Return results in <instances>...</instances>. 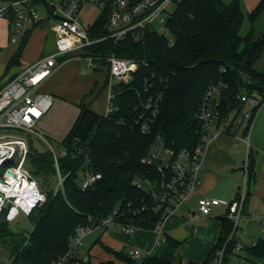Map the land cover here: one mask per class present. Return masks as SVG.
Masks as SVG:
<instances>
[{
	"label": "trees",
	"instance_id": "trees-1",
	"mask_svg": "<svg viewBox=\"0 0 264 264\" xmlns=\"http://www.w3.org/2000/svg\"><path fill=\"white\" fill-rule=\"evenodd\" d=\"M251 17L255 19V14ZM7 19L13 26L14 16ZM105 22L104 17L100 25ZM42 23L30 29L20 41L0 80L18 64L30 34ZM243 23L239 0L230 3L184 0L168 23L174 46H169L165 36L154 33L139 43L129 40L117 46L109 45L111 53L140 62L142 66L129 83L114 87V101L119 110L112 116H100L80 105L75 123L60 143L63 152L58 156V165L64 178V193L54 189L58 171L53 153L50 150L40 153L30 142L28 168L33 178L40 179L41 184L37 182L42 189L50 176L56 181L53 190L46 192V202L28 217L33 226L28 236H19L4 216L0 219V234L7 235L16 246L11 264H71L68 260L71 237L80 227L100 222L116 209L123 219L133 221L139 229L155 230L163 224L165 215L156 214L151 208L142 210L150 207V194L135 185V181L146 176L158 178L152 168L143 164L152 144L161 139L175 149L194 147L201 130L200 105L211 85L224 87L220 97L224 116L234 109L243 111L245 104L240 100L243 95L250 97L258 93L264 100V72L255 68L264 55V40L256 39L252 32L241 36ZM158 95L160 112L151 123L144 104ZM144 121L150 124L148 134L141 130ZM85 170L100 174L101 179L82 190L80 172ZM249 176L251 180V169ZM231 228L232 223L223 219L219 240L202 264L210 263ZM165 240L155 254L140 264H199L184 262L179 253L180 243L170 237ZM252 254L264 259V240H260ZM117 257L126 264H137L125 255L117 254Z\"/></svg>",
	"mask_w": 264,
	"mask_h": 264
},
{
	"label": "built area",
	"instance_id": "built-area-1",
	"mask_svg": "<svg viewBox=\"0 0 264 264\" xmlns=\"http://www.w3.org/2000/svg\"><path fill=\"white\" fill-rule=\"evenodd\" d=\"M184 0H8L0 3V19L14 16L10 41L19 44L26 33L44 20L51 22L54 33V53L45 55L32 66L20 73L8 85L0 90V219L11 225L20 218L28 217L34 209L47 200L46 193L33 178L28 168L30 140L23 133L37 134V124L53 107V97L39 92L40 87L53 75L63 63L71 60L82 63L88 70L107 71V106L104 117L112 116L119 107L115 104L114 87L120 83H129L134 73L142 66L135 60L122 58L111 53L110 44L133 41L139 43L147 35L159 34L168 38L169 46H174L168 23ZM44 4L48 13L46 19L40 16L38 7ZM87 5L100 9V15L94 22L85 27L81 22V12ZM106 22L101 26L102 19ZM157 26L159 28H157ZM223 86L211 85L206 90L198 113L201 124L199 141L194 147L175 149L169 147L161 139L156 140L143 164L150 167L158 175L143 177L135 181L138 189L148 191L151 205L142 210L152 209L156 214L166 217L186 203L201 184L199 172L203 162L204 148L213 139L222 134L231 133L234 129L250 131L255 110L240 111L234 109L224 116L220 97ZM254 98H257L255 100ZM244 104L255 101L256 110L264 105L258 93L240 97ZM160 95L151 97L144 104L150 114L152 123L160 112ZM143 133H150V124L144 121ZM40 137V136H39ZM249 132L245 135L249 148ZM42 138V137H41ZM55 158L58 171V183L55 192L64 193V178L59 173L58 155L50 148ZM249 157L242 166L243 186L232 201L201 198L198 211L209 216L215 207H227V219L232 228L222 245L216 251L209 264H264V259L252 254L260 240L244 244L237 238L240 223L247 218L250 221L261 220L260 232L264 236V215L251 213L246 215L244 207L249 185ZM99 179L100 174L87 170L80 172V187L87 190ZM161 226L155 231L161 234ZM118 228L126 234L139 229L133 221L122 218L116 209L100 222H92L80 227L71 237L68 260L71 264H92L88 255L80 257L79 251L85 237L94 228ZM33 226L31 225V230ZM28 236V234H27ZM166 243L165 238L158 240L157 245ZM128 256L136 259L139 250H131ZM59 264H64L59 262Z\"/></svg>",
	"mask_w": 264,
	"mask_h": 264
},
{
	"label": "crops",
	"instance_id": "crops-1",
	"mask_svg": "<svg viewBox=\"0 0 264 264\" xmlns=\"http://www.w3.org/2000/svg\"><path fill=\"white\" fill-rule=\"evenodd\" d=\"M46 26L42 23V25L32 31L18 64L13 66L8 74L0 80V90L46 55L50 42L48 39L49 32H52L51 25L49 27ZM11 33L12 25L10 21L1 18L0 78L4 75L7 66L19 48V44L11 43ZM29 44L34 49L32 53L28 52ZM79 72H81V67L78 61L65 62L40 87L39 92L49 94L59 102L78 103L83 97L92 92L98 83V78L95 74L81 80L80 83L77 82L75 76L77 78ZM98 72H104L101 79L103 87H105L108 73L107 71ZM71 81H74L76 84L73 88L71 87ZM74 88H76L75 92L73 91ZM256 108L257 104L255 101H249L243 107V111L255 110L250 131L234 129L231 133L222 134L213 139L205 146L203 162L199 172L201 184L186 203L166 217L161 226V236L158 240L170 237L179 242V253L186 263L195 262L202 264L209 258L219 240L222 220L227 219L228 210L226 206L215 207L212 211L213 213L216 209H222L224 211L223 217H211L212 213L209 216H203L198 211V201L201 198L218 199L221 201L236 199L239 190L243 186L242 166L247 157H249V167L252 170L253 178L250 180L251 182L249 181L244 212L246 215H250L251 213L264 215V105L258 110ZM248 132L250 136L249 148L245 140V135ZM242 221L247 222L246 226L248 228L256 226L257 231H260V219L250 221L245 218ZM12 227L15 228L14 225ZM96 229H101V232L95 231V234L89 238V243L91 244L89 248L85 245L86 236L81 247L84 251L81 252L80 249L78 255L80 257L88 255L92 264L105 262L115 264L116 261L124 262L117 257V254L129 257V252H126L127 246L125 245L128 240L115 230H108L109 228L103 229L101 227L94 228V230ZM252 240H264V237H259L257 240L253 238ZM190 242H198L199 245V247L196 245V251L193 254H187V247L184 250V246ZM138 243L143 244L141 241ZM158 248L159 246L156 247V251Z\"/></svg>",
	"mask_w": 264,
	"mask_h": 264
},
{
	"label": "rangeland",
	"instance_id": "rangeland-1",
	"mask_svg": "<svg viewBox=\"0 0 264 264\" xmlns=\"http://www.w3.org/2000/svg\"><path fill=\"white\" fill-rule=\"evenodd\" d=\"M226 3L233 2L234 0H223ZM241 3V9L244 15V23L241 29V36H246L249 33H253L254 37L258 40H264V0H239ZM38 11L40 16L43 19H46V15L48 13V9L44 4H40L38 7ZM101 11L95 6L87 5L84 7V10L81 12V22L85 27L90 26L94 20L100 15ZM255 14V19L252 20V15ZM43 25H47L49 27L51 22L49 20H44ZM157 28H159L157 26ZM49 45L47 47L46 55L52 54L55 52V40L56 37L52 32H49ZM34 51L31 44L28 46V52L32 53ZM71 61V60H69ZM68 62V61H67ZM81 72H79L78 77L75 80L77 82H81V80L86 79L88 76L93 74L97 75L98 83L96 87H94L93 91L83 97L78 103L71 102H59L56 99L54 100L53 107L49 111V113L37 124L36 131L37 134H29L23 133L24 136L32 142L34 148L40 153L46 152L52 148L58 156H61L63 152V148L60 143L67 136L73 124L75 123L79 113H80V105L83 104L88 107L92 112L102 116L105 112L106 108V92L107 87H103V81L101 79L102 73L98 71L88 70L82 63H80ZM256 70L260 72H264V55L257 61L255 64ZM75 74V73H74ZM73 77V76H72ZM94 77V76H93ZM108 78V77H107ZM105 80V79H104ZM76 86L74 81H71V87ZM78 86V85H77ZM76 88L73 89L75 92ZM40 136V137H39ZM42 137V138H41ZM37 181L41 184L40 179ZM56 181L55 177L50 176L47 181L44 183L43 191L49 192L53 190V183ZM56 189V186L55 188ZM218 216L223 217L224 211L222 209H216L212 213L211 217ZM15 228L17 229L19 236L26 235L31 231V224L25 218H20L16 223H13ZM12 225V226H13ZM247 222L242 221L240 223V230L237 233V238H239L244 244H251L255 238L257 240L259 237H264L261 232L257 231L256 226H251L248 228ZM3 227H6L2 225ZM108 230H115L119 232L123 237H125L128 241L125 243L127 246L126 252L131 250H139L140 256L135 259L137 264H140L146 257L150 254L156 253L157 240L160 238L161 234L156 232L155 230H146L140 229L132 234H126L121 232L118 228H109ZM95 231L101 232V229H96L88 233L85 239V245L87 248L90 247L89 238L95 234ZM105 231V230H103ZM107 231V230H106ZM260 233V234H259ZM139 235V237H138ZM21 238V237H16ZM142 242L143 244H139L138 242ZM187 243L184 246V250L186 248L187 254H193L196 251L197 243ZM199 247V245H198ZM16 246L12 243L11 239L6 235L3 236L0 234V264H11L12 263V252L15 250ZM199 249V248H198ZM197 249V250H198ZM84 250L81 249V252ZM182 256H184L182 254ZM115 264H126L122 261H116Z\"/></svg>",
	"mask_w": 264,
	"mask_h": 264
},
{
	"label": "water",
	"instance_id": "water-1",
	"mask_svg": "<svg viewBox=\"0 0 264 264\" xmlns=\"http://www.w3.org/2000/svg\"><path fill=\"white\" fill-rule=\"evenodd\" d=\"M254 99L257 100V98H254ZM12 231L15 232V233L18 232L17 229H15L14 227H12Z\"/></svg>",
	"mask_w": 264,
	"mask_h": 264
}]
</instances>
